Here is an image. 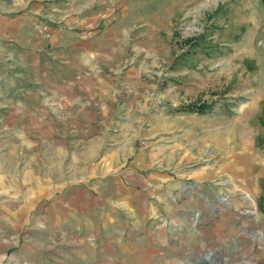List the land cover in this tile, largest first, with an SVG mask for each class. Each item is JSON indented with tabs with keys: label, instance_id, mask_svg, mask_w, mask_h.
Segmentation results:
<instances>
[{
	"label": "rangeland",
	"instance_id": "1",
	"mask_svg": "<svg viewBox=\"0 0 264 264\" xmlns=\"http://www.w3.org/2000/svg\"><path fill=\"white\" fill-rule=\"evenodd\" d=\"M116 1L94 0L100 9ZM0 8L10 15V0ZM159 12L153 28H142L140 15L125 18L123 29L114 19L100 24L116 35L99 38L106 54L98 76L74 87L66 82L78 70L61 67L56 55L62 37L39 65L19 51L20 38L0 39V264H174L171 252L166 261L115 252L122 243L114 233L142 231L139 222L174 238V214L163 207L175 203L185 205L187 231L211 230L204 251L183 264H264L262 245L250 243L261 237L256 199L236 188L240 178L228 169L240 162L244 140H264V3L170 0ZM67 30L66 46L82 39ZM258 150L252 178L264 165ZM178 167L207 172L178 177L174 187L162 172L174 179ZM196 198L211 209L192 204ZM104 221L114 223L112 236Z\"/></svg>",
	"mask_w": 264,
	"mask_h": 264
},
{
	"label": "crops",
	"instance_id": "2",
	"mask_svg": "<svg viewBox=\"0 0 264 264\" xmlns=\"http://www.w3.org/2000/svg\"><path fill=\"white\" fill-rule=\"evenodd\" d=\"M169 1L170 0H117L115 7L100 9L94 0H75L71 3L72 5H65L62 7L52 4L51 0H10V7L12 10L10 15L3 12V9L0 8V39H2L6 33H10L15 37L20 38V40L23 41V48L19 49L18 47L19 51L21 53H31L32 56H35L37 65H39V61L41 62L44 59L50 60L52 50L49 49V45H51L54 40L60 42V39L57 37H62L63 41H61V43H59L60 45H58L62 48L57 51L56 55L59 58L61 56L64 58L61 59V62H66V65L61 67L69 69L72 64L78 70L76 72V74L79 75L78 78L72 77L67 79L66 82L68 87L71 85L74 87L78 86L82 79L98 76L100 58L106 54L101 47L105 40L100 41L99 38L101 36L108 37L109 35H116L118 28L115 29L116 32L111 28L101 30L102 28H99L100 24L107 23V21L114 19V25L118 27L120 24L125 23V18L129 21L133 16L135 17L136 15H140L143 17V22H141L140 26L145 29L150 25V27L153 28L159 21L156 16L162 15L159 12V7ZM3 5L4 0H0V6L2 7ZM154 5L159 7L153 9L152 6ZM52 10H58V12ZM169 10L171 11V8L167 9V11ZM73 12L75 13L74 15H66L67 13L72 14ZM60 21H62L63 24L58 25L57 23ZM52 23H55L53 24L54 26L57 25L55 26L56 28L52 26ZM70 27H75L76 32H80L79 36L82 39L66 46L68 41V38L66 37L68 36L67 28ZM121 27L122 25H120L119 28L123 29ZM80 29L81 31H79ZM82 30H84V32H82ZM119 33L122 36L123 32ZM73 53H75L73 61L66 59L65 54L69 55ZM56 55L54 54L55 57ZM43 69L46 70V67L43 66ZM89 84H91V81ZM258 148H261V152L264 154V140H262V138L259 142L257 137L255 140L254 138L244 140L239 151V156L236 153L238 158H241L240 162L236 165L229 164V168H227L232 170L236 177L240 178V183H236V188L248 190L251 192V196L256 199L252 212H254L257 219L256 231L261 234V237L255 238V240L251 238L250 243L260 244L262 245V250H264V165L260 168V172L257 171L255 173L256 177L252 178V166L254 162L258 163L259 166ZM177 170L178 172L174 174V179L172 175L166 172H162V179L165 181L169 180L171 182V186L174 185V187H179L178 177H186V179H200L197 178V176H200V173L205 175L207 172V169H202L201 172L199 170H187L186 172H183L180 167H178ZM243 179L247 181V184H243ZM259 186L260 188H263V191L259 190ZM197 196L199 197V195ZM238 196L240 200H237L238 197H236V203L233 204L235 205V208H239L238 205H241L240 201L243 199L240 195ZM238 202L240 204H238ZM192 204L200 207L203 211L211 209L210 205L205 204L204 201L202 202L201 200H198V198H196V200L193 199ZM184 206V204L180 205L175 203L174 206L163 207V209H165V207H169V212L174 214V221L170 222L174 224V238L167 235L165 228L162 226L160 228L153 229L145 223L142 224L136 222V225H142V231L137 230L130 233V227L124 226L118 230L117 233H114L119 236V240L122 243V246L115 250V252L121 254H137L148 261L157 257L162 261H166L164 259H168V253L171 252L174 253V264H183V262L188 259L189 255H200L204 251L202 242L204 241L207 243V240L210 238L211 230L208 227H204L199 234L187 231V224L181 220L179 215V213L182 212V209H185ZM224 209V212L226 213L229 208L225 207ZM57 223L61 227H66L68 225L67 221L54 222V224ZM222 223L224 222H220L219 225ZM95 224L98 225V227H101L98 223ZM76 225L77 224L75 223V227H77ZM102 225L103 226L101 228L105 229L109 236H112L110 229L113 227L114 223L111 221H104ZM95 241L99 242L101 241V238H96ZM169 242L172 247L167 248ZM109 243L110 240H107V244ZM247 243L249 242H245L244 249L243 243H240L241 251H247V248L245 247L248 246ZM100 249L102 250V248ZM246 251L240 253L243 254L246 253ZM106 252H108L107 249ZM262 252L258 253L261 254ZM250 253L251 252H248V254ZM136 258L139 259L138 256Z\"/></svg>",
	"mask_w": 264,
	"mask_h": 264
},
{
	"label": "trees",
	"instance_id": "3",
	"mask_svg": "<svg viewBox=\"0 0 264 264\" xmlns=\"http://www.w3.org/2000/svg\"><path fill=\"white\" fill-rule=\"evenodd\" d=\"M264 3V0H262ZM186 109H188L189 111H194V112H198V113H205L206 111H208L210 109V106L208 105H190L188 107H185Z\"/></svg>",
	"mask_w": 264,
	"mask_h": 264
}]
</instances>
